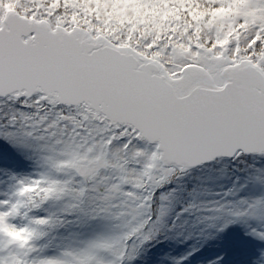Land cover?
<instances>
[{"label": "snow or ice", "instance_id": "snow-or-ice-1", "mask_svg": "<svg viewBox=\"0 0 264 264\" xmlns=\"http://www.w3.org/2000/svg\"><path fill=\"white\" fill-rule=\"evenodd\" d=\"M0 184V264L264 242V0H0Z\"/></svg>", "mask_w": 264, "mask_h": 264}, {"label": "trees", "instance_id": "trees-1", "mask_svg": "<svg viewBox=\"0 0 264 264\" xmlns=\"http://www.w3.org/2000/svg\"><path fill=\"white\" fill-rule=\"evenodd\" d=\"M5 150L7 154L5 153L4 156L11 160V163H8L4 158L5 168L11 169L14 174H27L34 170L32 162L23 155L18 154L7 145H5ZM235 177L243 179V174L235 173L233 178ZM224 182L228 185L231 184L229 179H225ZM7 190L11 195L14 191V183H10ZM93 227L96 226L93 225ZM71 231L73 229L62 230L60 237L67 236ZM199 231V229L186 228L181 234V229L177 228L175 231L167 233L165 237H161L150 246L138 264H177V258L181 259V257L188 256L189 252L192 255L188 256L185 261L190 262V264H211L216 257H223V264H240L242 262L240 259L243 256L244 259L257 256L258 249L255 247L257 239L246 234L239 225L230 226L224 232L213 233L211 238L199 235ZM231 248L236 250L231 251ZM234 252H240L242 256L236 258Z\"/></svg>", "mask_w": 264, "mask_h": 264}, {"label": "rangeland", "instance_id": "rangeland-1", "mask_svg": "<svg viewBox=\"0 0 264 264\" xmlns=\"http://www.w3.org/2000/svg\"><path fill=\"white\" fill-rule=\"evenodd\" d=\"M4 152L7 154V151L6 150H4ZM4 158H5V160L8 162V163H11V160L9 159V158H7V157H5L4 156ZM5 162V161H4ZM219 184H223V185H225V186H227L228 184H226L225 182H224V180H221V181H219L218 182ZM191 185H192V182H189L188 183V188L189 189H191ZM3 189V185L2 184H0V190H2ZM214 190H219V188L217 187V188H215ZM255 247H256V249H258L257 250V256L255 257L254 256V258H251V259H244V256L240 259V260H242V262L240 263V264H258V260H259V255L261 256V254L262 253H264V242H262V241H259V240H256V243H255ZM236 249H233V248H231V251H235ZM234 256L236 257V258H240L241 256H242V253H240V252H234ZM231 259V258H230ZM177 260L179 261L180 259H178L177 258ZM168 261V260H167ZM245 261H247V262H245ZM183 264H190V262H188V261H184L183 262Z\"/></svg>", "mask_w": 264, "mask_h": 264}]
</instances>
